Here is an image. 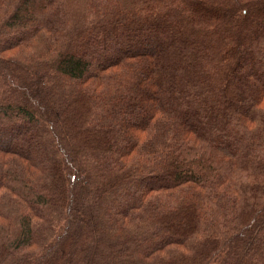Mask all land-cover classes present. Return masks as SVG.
Here are the masks:
<instances>
[{"label": "trees", "instance_id": "1", "mask_svg": "<svg viewBox=\"0 0 264 264\" xmlns=\"http://www.w3.org/2000/svg\"><path fill=\"white\" fill-rule=\"evenodd\" d=\"M263 127L264 0H0V264H264Z\"/></svg>", "mask_w": 264, "mask_h": 264}, {"label": "bare ground", "instance_id": "2", "mask_svg": "<svg viewBox=\"0 0 264 264\" xmlns=\"http://www.w3.org/2000/svg\"><path fill=\"white\" fill-rule=\"evenodd\" d=\"M262 99V98H261ZM245 101V100H244ZM249 102V101H248ZM241 103H243V101L241 102ZM233 108V107H232ZM264 128V127H263ZM231 151H233V150H231ZM231 157V156H230ZM229 157V158H230ZM231 159V158H230ZM232 164V163H231ZM244 165V164H243ZM235 166V165H234ZM262 166V165H261ZM227 177V176H226ZM252 178V177H251ZM205 180V179H204ZM212 180H214V179H212ZM206 181V180H205ZM204 181V182H205ZM218 181V180H217ZM216 182V181H215ZM213 184V183H212ZM212 186V185H211ZM204 191V190H203ZM202 193H204V192H202ZM253 193V192H252ZM252 198V197H251ZM248 200V199H247ZM254 202V201H253ZM242 204V203H241ZM245 212V211H244ZM240 213V212H239ZM208 217V216H207ZM195 238V237H194Z\"/></svg>", "mask_w": 264, "mask_h": 264}]
</instances>
